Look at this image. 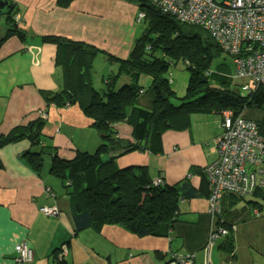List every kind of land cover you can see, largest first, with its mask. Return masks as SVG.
<instances>
[{"label": "trees", "instance_id": "16d2710c", "mask_svg": "<svg viewBox=\"0 0 264 264\" xmlns=\"http://www.w3.org/2000/svg\"><path fill=\"white\" fill-rule=\"evenodd\" d=\"M8 1L13 10L6 16V32L0 43L13 35L22 40L25 36V31L17 27L13 17L14 1ZM74 1L55 0L62 8L69 7ZM128 1L133 2L137 12H143L144 16L140 21L135 18L143 28L126 58L82 42L56 36L41 38L42 42L55 44L58 50L64 49L68 63L73 66L68 71L64 88L48 93L47 99L58 106L78 104L93 120L91 126L100 138L97 147L93 151L77 150L71 159H64L56 147L42 144L41 129L45 119L39 117L27 131L13 130L0 137V148L27 137L36 147L25 154V160L42 179L45 177L42 174L44 163L49 160L47 174L60 182L69 198L75 234L89 229L99 232L105 225H116L136 236L167 237L175 225L183 222L180 219L182 201L206 196L210 230L205 247L210 248L220 241V248L227 252V258L233 259L234 242L230 232L236 229L237 222L227 224L223 219L222 196L227 194L239 202L249 198L248 203L254 206L250 212L260 214L264 212L263 189H254L245 196L221 192L215 202L217 209L210 211L211 189L204 172L206 166L197 169L201 181L195 185L190 174L169 182L162 173H156L154 177L149 165L119 168L116 161L136 151L161 153L163 134L168 130H186L194 114L219 116L218 137L223 132L224 112L230 110L245 122L255 123L264 137V86L251 93L243 91L241 86L249 79L235 76L234 63L230 71L225 64L217 65L213 70V61L229 54L202 27L180 22L175 16L153 7L149 0ZM99 56L114 65L117 71L109 75L101 88H96L92 78L93 64ZM178 65L189 75L182 96L172 88L170 71ZM143 78L149 79L147 85L140 83ZM120 123L132 128L131 139L121 137L117 128ZM221 230L225 234H220ZM215 234L217 236L212 238ZM179 255L190 257L195 264L194 254L188 252L171 253L165 264Z\"/></svg>", "mask_w": 264, "mask_h": 264}, {"label": "crops", "instance_id": "0c3cea01", "mask_svg": "<svg viewBox=\"0 0 264 264\" xmlns=\"http://www.w3.org/2000/svg\"><path fill=\"white\" fill-rule=\"evenodd\" d=\"M13 1L15 16L20 17L17 27L25 31V36L22 40L13 35L0 43V137L13 130L27 131L45 112L43 145L56 147L64 159H71L77 150L93 151L100 142L91 126L93 120L78 104L58 106L47 99L48 93L64 88L73 66L64 49L58 50L55 44L42 42L41 38L56 36L82 42L126 58L139 34L134 28L137 6L128 0H75L67 8L58 6L55 0ZM6 16L0 14V38L6 32ZM93 69V84L99 87L117 71L101 56L95 59ZM205 115L219 119L214 120L216 127L211 134L215 138L220 118ZM117 128L121 137L132 138L130 126L120 123ZM168 139L178 145V138ZM33 147L36 146L27 137H22L0 148V264H19L15 261V246L23 242L31 247L33 259L22 264H165L173 252L194 254L195 264H264V212L252 213L254 206L248 203L251 199L239 202L227 194L222 196L223 219L227 224L237 222L236 229L230 232L233 259L227 258L220 241L205 247L210 230L206 196L182 201L183 222L175 225L167 237L136 236L116 225H105L99 232L89 229L75 234L69 198L60 182L47 174L49 160L44 163L43 179L25 160ZM178 149H170V161L161 162L157 171L152 155L145 152L126 154L116 164L119 168L146 164L154 177L162 173L166 180L175 182L186 169L185 165L173 163L172 154ZM209 152L214 161V146ZM193 167L197 171L204 166ZM190 178L199 185V173ZM44 206L58 207L59 214L46 216L40 211Z\"/></svg>", "mask_w": 264, "mask_h": 264}, {"label": "built area", "instance_id": "2783aa9c", "mask_svg": "<svg viewBox=\"0 0 264 264\" xmlns=\"http://www.w3.org/2000/svg\"><path fill=\"white\" fill-rule=\"evenodd\" d=\"M159 11L180 22L202 27L232 56L237 78H248L241 89L251 93L264 86V0H149ZM137 12V21L143 17ZM17 19V17H16ZM47 119V113H41ZM223 132L214 140L217 158L204 169L209 178L210 211L221 192L245 196L254 189L264 190V137L253 122H245L230 110L224 112ZM47 216L58 214L56 206H44ZM225 234L224 230L219 232ZM217 235H213L215 238ZM18 263L30 262L33 251L27 243L15 246ZM167 264H193L185 255Z\"/></svg>", "mask_w": 264, "mask_h": 264}, {"label": "rangeland", "instance_id": "374dc122", "mask_svg": "<svg viewBox=\"0 0 264 264\" xmlns=\"http://www.w3.org/2000/svg\"><path fill=\"white\" fill-rule=\"evenodd\" d=\"M222 1V0H218ZM13 9H11L12 12ZM143 13V12H142ZM16 13L13 12V17L16 20V24H19L20 17L15 16ZM144 16V14H143ZM17 17V19H16ZM137 17V14H136ZM135 17V18H136ZM143 18V17H142ZM141 18V19H142ZM140 19V20H141ZM139 20V21H140ZM141 24V25H140ZM138 24L135 21L134 28L135 31L140 32L142 30V23ZM227 65V69L230 71L233 69V58L229 55H224L218 57L215 61H213L211 68L213 70L216 69L217 65ZM171 78L173 79L172 82V88H174L175 92L177 95L182 96L185 94L186 90V85L188 82L189 75L187 71L182 69L180 65H178L176 68L171 69ZM95 73H93V83L95 80ZM145 79L143 78L140 83L143 85L145 84ZM148 80V78L146 79ZM149 81V80H148ZM101 84V83H100ZM146 85V84H145ZM97 88H101L102 86H98L95 84ZM198 118V120H197ZM214 120L218 121L219 119L212 116V115H202V114H194L192 116V122L190 126L186 130L182 131H173V130H168L163 134V151L157 154H152L151 157L153 159V163L155 165V170L157 171L159 169L158 166H161V162L165 163L170 160L167 158V154L169 155L170 149L174 148V146L179 147L178 150L174 152L173 158V163L178 164V165H185L186 169L184 173L180 175V177L185 176L186 174H193L196 175V171L194 169L195 166H205L209 165L212 161L211 159V154L209 150L211 147H213V138L212 137V132L214 130L215 122ZM219 124H217L218 128ZM168 135V137H167ZM168 138H178V145H175V141L168 139ZM162 155H165L163 158H159ZM171 155V156H172ZM215 158V157H214ZM173 164H170L168 166V169L171 170ZM155 171V172H156ZM156 174V173H155ZM166 174V172L164 173ZM174 179H172L173 181ZM47 216V215H46ZM16 253H15V261L18 263V259L16 260Z\"/></svg>", "mask_w": 264, "mask_h": 264}, {"label": "water", "instance_id": "95a60500", "mask_svg": "<svg viewBox=\"0 0 264 264\" xmlns=\"http://www.w3.org/2000/svg\"><path fill=\"white\" fill-rule=\"evenodd\" d=\"M11 9L12 7L8 0H0V14L7 15Z\"/></svg>", "mask_w": 264, "mask_h": 264}]
</instances>
